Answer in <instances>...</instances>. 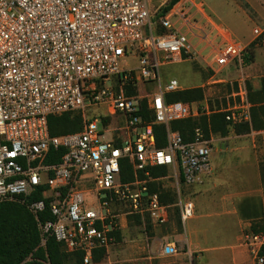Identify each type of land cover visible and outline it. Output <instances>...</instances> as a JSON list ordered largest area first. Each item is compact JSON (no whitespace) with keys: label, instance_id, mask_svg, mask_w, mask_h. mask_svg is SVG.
Here are the masks:
<instances>
[{"label":"built area","instance_id":"built-area-1","mask_svg":"<svg viewBox=\"0 0 264 264\" xmlns=\"http://www.w3.org/2000/svg\"><path fill=\"white\" fill-rule=\"evenodd\" d=\"M170 1L0 0V202L27 204L38 247L50 237L66 254L93 264L97 249L114 244L121 214L138 217L145 232L147 221L168 222L167 206L148 187L164 179L176 193L181 225L193 218L194 204L182 198L181 187L211 172V140L196 127L184 142L169 124L208 113L207 100L167 102L182 86L163 81L161 68L202 58L219 82L215 77L226 68L243 69L249 44L264 47V30L254 27L243 44L211 19L203 0H177L164 12ZM232 97L238 101L219 112L230 126L248 123L246 88ZM143 103L151 122L142 118ZM63 114L78 115L81 129L51 136L48 118ZM153 125L165 128L163 147ZM122 160L131 166V182L120 180ZM151 167L168 173L150 179ZM44 210L50 219L40 221ZM261 220L263 228L241 235L246 264H264V215ZM161 252L172 257L178 249L169 243ZM23 264L48 262L29 255ZM183 264H193L191 254Z\"/></svg>","mask_w":264,"mask_h":264},{"label":"crops","instance_id":"crops-1","mask_svg":"<svg viewBox=\"0 0 264 264\" xmlns=\"http://www.w3.org/2000/svg\"><path fill=\"white\" fill-rule=\"evenodd\" d=\"M253 46L257 47L258 44H249L246 55L250 48L251 57H253ZM252 62L253 58H251L250 63ZM250 63L245 64L244 62L243 69L249 66ZM262 78H260L257 83H247L251 93L258 91ZM249 94L247 93L248 101ZM202 102H204V100L194 103ZM206 105L209 110L208 102ZM252 106L251 108H253ZM209 114L210 110L208 113L200 114L198 117L202 115L208 116ZM250 122L251 109L250 121L244 124H250ZM244 124L236 126L229 125V132L226 136H220L219 134L215 135L210 132L208 138L211 140V172L202 175L200 182L191 186L181 187L182 198L191 200L194 204V216L187 221L191 223V229L198 227L200 224L199 221L203 217H213L216 215L230 217L234 221L233 224L238 226V235H235L237 236V244L233 245L231 249L237 250V255L240 257V264H246L249 260L247 250L240 246V228L244 224H252V222L256 224V221H261L264 215V137L261 142L253 139L257 136H264V129L259 131L250 130L248 133H236L234 131V128ZM231 133L235 135V138L246 135L252 137L249 147L241 145L238 140H228V136ZM164 181L168 180L164 179L153 183L158 184ZM166 206L168 222L161 227L163 228L171 225L174 228L175 217L177 218L178 225V209L174 204ZM175 213L176 216L174 215ZM134 220L135 216L125 214H121L119 218V228L116 232H120L121 240L118 242L115 241L114 244H121L118 248V252L123 254L121 258L122 262L128 264H183L188 260L189 254H191L190 250H199L202 252L201 258L198 261L193 260V264H206L207 258L204 255L205 249L200 247L198 243L189 236L190 234L186 232V224L185 226L181 225V228H183L182 233L169 235L168 233L162 234L160 231L161 227L151 226L148 221L146 223L147 226H150V229L145 232L141 222L140 225H137ZM133 224H135L137 228L139 227L142 233L138 236L135 235V237L130 240L127 239V232L134 226ZM174 231H177L176 228ZM116 232H114V234ZM169 243L176 245L178 254L172 257H164L161 252L162 246ZM110 248L106 251V259ZM107 264H109V262ZM207 264L223 263H218L217 259H215V261Z\"/></svg>","mask_w":264,"mask_h":264},{"label":"rangeland","instance_id":"rangeland-1","mask_svg":"<svg viewBox=\"0 0 264 264\" xmlns=\"http://www.w3.org/2000/svg\"><path fill=\"white\" fill-rule=\"evenodd\" d=\"M206 11L216 23L221 24L232 33L233 37L245 44L253 38L252 29L259 27L264 30V0H203ZM253 62L244 69L239 67H229L218 74L213 81L212 73L207 68V61L198 58L192 62H183L180 64L166 65L161 68L162 80L176 79L182 86V90L201 88L204 90V99L214 107V111L225 109L228 105H232L236 98L232 94L238 92L240 87H245L249 94L251 84L257 83L260 78L264 77V47L258 45L252 47ZM127 61V60H126ZM129 62V61H128ZM134 61L131 63L135 65ZM126 65L122 61L121 66ZM134 93V92H132ZM103 110H92L90 113H101ZM102 128V126H98ZM112 128V126H111ZM231 133L228 140H238L241 145L249 147L252 137L246 135L240 138H235ZM264 136L254 137L255 141L261 142ZM102 140H109L110 136L107 133H102ZM160 190L164 192H172V184L168 181L157 184ZM116 209L124 210L122 206H115ZM175 212V211H174ZM176 216V213L174 214ZM134 219V218H133ZM135 221V220H134ZM233 220L227 216L203 217L199 221V226L191 229V223H186V232L189 233L200 247L205 249L204 255L207 258L206 264L217 259L218 263L223 264H240V257L237 255L236 249H231L236 245V237L238 235V226L233 224ZM252 224L242 225L240 235L251 232L253 227L261 226V221H256ZM251 224V225H250ZM127 232V239H133L135 235H140L142 231L135 224ZM176 228V232L174 229ZM162 234L182 233L183 228L177 225V218H174V228L171 225L161 227ZM151 234V232H150ZM153 234V231H152ZM160 234V233H158ZM126 238V237H125ZM120 243H115L111 246L108 257L105 259L106 264H128L121 261L123 256L119 253L118 248ZM193 260H200L201 251L190 250ZM198 258V259H197Z\"/></svg>","mask_w":264,"mask_h":264},{"label":"trees","instance_id":"trees-1","mask_svg":"<svg viewBox=\"0 0 264 264\" xmlns=\"http://www.w3.org/2000/svg\"><path fill=\"white\" fill-rule=\"evenodd\" d=\"M177 0H171L169 6L163 9L167 11ZM250 48L248 54L244 57L245 64L251 61ZM130 91L129 93H131ZM204 90L201 88H192L181 90L166 95L167 102L194 103L204 100ZM249 101L253 105L251 108V122L234 128L236 133H248L250 130L259 131L264 129V78L260 80L258 91L249 94ZM142 118L144 121L151 122L152 116L145 110L142 104ZM210 114L202 115L198 118H191L181 121H175L169 124V129L180 134L184 142L192 139L193 130L200 127L206 137L209 133L226 136L229 132V124L225 120V114L214 111V107L209 103ZM81 129L80 118L78 115L63 114L61 116H52L48 118V131L51 136H58L77 132ZM153 132L157 147L165 145V128L162 125H153ZM62 154V150L59 154ZM59 159L54 158L51 163H58ZM150 179H156L166 176L168 169L164 167H151L147 169ZM141 177H144L141 175ZM134 176L127 160L121 161L120 180L121 182H131ZM149 192H158L160 202L164 205L175 204L177 197L174 191L164 192L160 190L157 183L149 184ZM40 198L33 196L31 201ZM176 212V211H175ZM39 220H49V214L46 210L39 213ZM135 223L140 225V219L135 217ZM181 227L178 217V227ZM263 226L253 227L252 231H257ZM150 226H147V230ZM115 241L121 240L120 232H116ZM40 243V234L35 216L28 209L26 203L15 201L0 202V264H23V261L29 256L47 261L48 264H82V255L66 254L62 246L53 238H47L44 247H38ZM106 251L103 248L95 251L92 263L105 264Z\"/></svg>","mask_w":264,"mask_h":264}]
</instances>
